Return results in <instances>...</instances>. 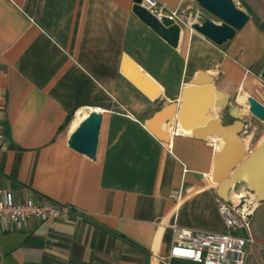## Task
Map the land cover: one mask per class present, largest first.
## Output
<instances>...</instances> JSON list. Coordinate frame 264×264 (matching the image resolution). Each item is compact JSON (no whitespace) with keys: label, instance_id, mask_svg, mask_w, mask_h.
Returning <instances> with one entry per match:
<instances>
[{"label":"crops","instance_id":"1","mask_svg":"<svg viewBox=\"0 0 264 264\" xmlns=\"http://www.w3.org/2000/svg\"><path fill=\"white\" fill-rule=\"evenodd\" d=\"M158 1L190 22L198 14L219 23L194 0ZM233 1L249 20L231 40L218 46L184 26L172 47L133 12L135 0H0V189L75 209L0 233V264L20 250L28 264H167L181 230L224 232L212 180L222 141L202 137L206 125L192 135L176 120L202 71L242 111L247 152L264 139V121L246 105L251 97L264 106V0ZM169 107L152 127L159 138L146 123ZM94 109L102 121L92 160L67 139ZM191 109L187 120L200 119ZM210 111L234 120L229 109ZM248 190L238 183L224 201ZM251 229L245 264H264V202Z\"/></svg>","mask_w":264,"mask_h":264},{"label":"water","instance_id":"2","mask_svg":"<svg viewBox=\"0 0 264 264\" xmlns=\"http://www.w3.org/2000/svg\"><path fill=\"white\" fill-rule=\"evenodd\" d=\"M194 1L204 12L219 20V23H216L207 19L191 25L194 31L215 45L219 46L231 40L235 32L241 30L249 20V15L238 8L233 0ZM139 2L140 0H135L133 12L165 42L176 47L181 28L169 20H165L163 23L158 22L138 5ZM260 77L264 80V68ZM212 83L213 78L201 71L184 89L177 115V124L182 129L189 130L192 135L199 132V128L195 127L206 125L205 131L207 132H204L206 135H202V137L212 136L222 141V146L214 158L212 173V180L220 183L218 193L222 200H227V192L236 184L243 183L254 194L257 203L264 202V139L254 151L247 152L239 136L245 127L242 121V111L237 106L231 107L228 97L213 88ZM199 101H202L200 105ZM246 105L248 114L259 121H264V106L262 104L251 97H247ZM212 106L218 108L220 114L229 109L230 115L234 119L233 122L224 124L221 115L216 116L210 111ZM190 108L201 118L193 121L187 120ZM172 110L173 107L162 109L156 112L146 123L157 137L162 138L152 127L154 124L162 122ZM101 121L102 115L98 110H89L68 136V147L94 160ZM165 122L167 123L168 119ZM228 173H230L229 177L223 180Z\"/></svg>","mask_w":264,"mask_h":264},{"label":"built area","instance_id":"3","mask_svg":"<svg viewBox=\"0 0 264 264\" xmlns=\"http://www.w3.org/2000/svg\"><path fill=\"white\" fill-rule=\"evenodd\" d=\"M138 5L160 23L169 20L180 28L200 23L198 14L190 22V17L169 10L158 0H140ZM3 140L0 129V147ZM257 205L250 190L242 193L236 201L221 200L218 212L224 223V232L181 230L169 249L167 264L174 260H190L197 264H245L246 248L254 244L251 220ZM74 213L75 209L70 205L18 200L10 190L0 189V233L23 231L31 220L51 222L69 219Z\"/></svg>","mask_w":264,"mask_h":264},{"label":"rangeland","instance_id":"4","mask_svg":"<svg viewBox=\"0 0 264 264\" xmlns=\"http://www.w3.org/2000/svg\"><path fill=\"white\" fill-rule=\"evenodd\" d=\"M14 234H19V232L18 233H14ZM8 235H11V234H8ZM11 240L15 241L14 237H12ZM14 241H12V243ZM0 243H1V239H0ZM1 264H28V263H27V261L24 258L22 250H20L18 253H15L13 255H8V256H5V257H1Z\"/></svg>","mask_w":264,"mask_h":264},{"label":"bare ground","instance_id":"5","mask_svg":"<svg viewBox=\"0 0 264 264\" xmlns=\"http://www.w3.org/2000/svg\"><path fill=\"white\" fill-rule=\"evenodd\" d=\"M216 111V110H215ZM214 113V112H213Z\"/></svg>","mask_w":264,"mask_h":264}]
</instances>
